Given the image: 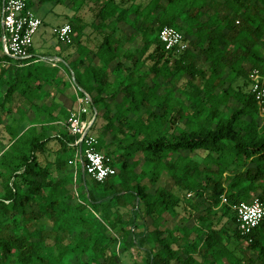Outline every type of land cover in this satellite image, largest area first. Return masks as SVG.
<instances>
[{"label": "trees", "instance_id": "trees-1", "mask_svg": "<svg viewBox=\"0 0 264 264\" xmlns=\"http://www.w3.org/2000/svg\"><path fill=\"white\" fill-rule=\"evenodd\" d=\"M44 3L95 6L100 37L82 71L81 17L66 23L73 43L59 42L80 56L56 66L5 55L0 33V264H264V219L244 237L235 210L264 203V117L249 80L253 69L264 77V0L29 9ZM166 26L187 50L166 48ZM73 75L99 110L94 147L116 170L104 182L70 164L80 138L68 129Z\"/></svg>", "mask_w": 264, "mask_h": 264}, {"label": "built area", "instance_id": "built-area-1", "mask_svg": "<svg viewBox=\"0 0 264 264\" xmlns=\"http://www.w3.org/2000/svg\"><path fill=\"white\" fill-rule=\"evenodd\" d=\"M1 25L4 54L14 59L31 58L33 55L30 54V49L34 46L36 34L43 26V20L29 9V0H5ZM53 32L59 42L67 45L73 43V28L70 24L55 27ZM159 38L168 50L185 51L188 49V43L183 34L174 27H164L160 31ZM58 61L53 60V65L56 66ZM249 80L251 91L260 108V115L264 117V77L258 69H253L249 72ZM73 86L78 98V109L72 112L68 120V129L72 135L80 136V138L74 144L77 151L70 164L75 168L81 164L83 171L93 179L104 182L108 177L115 175L116 170L109 165L106 155L94 147L95 139L91 133V127L95 116L97 117V110L93 111L90 108L92 100L89 95L86 94L83 97L78 95L77 91L80 89L75 81ZM223 202L227 203V199L224 198ZM235 210L237 211L238 230L242 236L249 237L264 219V203L258 200L241 203L235 206Z\"/></svg>", "mask_w": 264, "mask_h": 264}, {"label": "rangeland", "instance_id": "rangeland-1", "mask_svg": "<svg viewBox=\"0 0 264 264\" xmlns=\"http://www.w3.org/2000/svg\"><path fill=\"white\" fill-rule=\"evenodd\" d=\"M147 1L148 0H139V2H142V3H145ZM53 6L54 5H52V7ZM48 7H51V4H45V5H42V6L35 4L33 6V10L36 13V15L38 17H40L44 21L43 26L40 27L38 33L36 34V36L34 38V43H35L36 47H38L39 49L44 50V53H46V51L48 49H50V48L53 49V50H56V49L62 50V52L64 53L63 46L59 43V41H58V39L55 36L53 31H54L55 27H57L59 25H62L64 23H70V21H72V19H74L76 17H81L82 19L85 20V22L87 24H90L91 27L87 30V32L89 34L91 33V38L94 37V35L95 36L97 35L98 32L95 30V28L92 27V23L95 21L96 14H97V8H95V6L88 5V4L84 5L83 8L80 10V12H75V13H73L72 11L67 10L65 8V6H64V7L61 8V10L59 12V16L60 17H55L53 14L47 13L46 9ZM56 9H57V7H56ZM55 12H57V11L55 10ZM2 31H3L2 30V25L0 23V33L1 34H2ZM90 42L93 43V44L91 45ZM90 42H89V46L93 47L94 44H95V48H96V39H95V42L93 41V39H91ZM139 42L140 41L137 40L134 43H128V44H126V47L135 50L140 45ZM81 49H82V51L86 50L83 45L81 46ZM76 55H78V52H76ZM81 69H84V67L82 66ZM102 124H103V120L100 119L98 121L97 129H95V131H94L95 132L94 133L95 136H96V134L98 132V129L100 128V126ZM59 127H61V125H59ZM52 147L55 148L56 145L53 144ZM138 171H140V169H138ZM187 199L194 200L195 197H194V195L189 196V197L187 196ZM176 222L177 221L175 219L171 220L170 221V226L172 227ZM228 225L231 226V228L235 229L234 228L235 227L234 224L229 223Z\"/></svg>", "mask_w": 264, "mask_h": 264}, {"label": "crops", "instance_id": "crops-1", "mask_svg": "<svg viewBox=\"0 0 264 264\" xmlns=\"http://www.w3.org/2000/svg\"><path fill=\"white\" fill-rule=\"evenodd\" d=\"M45 4H51V7H48L47 9H46V11H47V13H49V14H53L55 17H60L59 16V12H60V10H61V8L62 7H64L65 6V8L67 9V10H69V11H72L73 13H75V12H77L76 11V8H74L73 7V5L72 4H70V5H55V4H52V3H44V4H37V5H45ZM52 5H54L53 7H52ZM56 7H57V9H56ZM32 11H33V13H35L34 12V10H33V7H32V9H31ZM55 10L57 11V12H55ZM36 14V13H35ZM68 17V16H67ZM43 24H44V21H43ZM64 24H66V23H64ZM63 25V24H62ZM91 26H90V24H88V26H87V28H86V30H85V32H84V34H83V41H82V45L85 47V51H83V53L84 54H86L85 55V57H84V59H83V61H84V69H85V66H88L90 63H93V61H94V59H93V57H94V52H95V50H96V48H95V44H94V46L92 47V46H89V42H90V40L91 39H93V41L95 42V39L97 38V37H100L99 36V33H97V35L95 36L94 35V37H92L91 38V33L89 34L88 32H87V30L90 28ZM85 39V40H84ZM91 43V42H90ZM88 44V45H87ZM93 43H91V45H92ZM34 50H33V54L32 55H35L36 57H37V59H38V61H44V62H46L47 64H52L53 65V60H59L58 62H64V60L62 59L63 57H66L67 58V60L69 61V62H72V61H74L75 59H77L79 56H80V54H79V50L76 48H74L73 50H71V51H68V52H62V50H59V49H56V50H53V49H48L47 51H46V53H44V50H42V49H39L38 47H36V45H35V43H34ZM76 52H78V55H76ZM36 64H44V63H36ZM84 69H81L82 71H84ZM71 80H70V83L72 84V85H74V81H75V77H71L70 78ZM73 88H74V86H73ZM79 89H80V91H83L80 87H79ZM74 91H75V89H74ZM55 92V91H54ZM84 92V91H83ZM75 93H76V91H75ZM84 94L86 95H89L90 96V98H91V95L90 94H88L87 92H84ZM76 96H77V94H76ZM77 98V97H76ZM58 99H62L63 100V102L65 103H67V105L68 106H70V102L69 101H67V99L66 98H62V96L60 95L59 96V98ZM78 99V98H77ZM91 100H92V98H91ZM78 109V102L76 101V103H75V106H74V110H77ZM97 110V109H96ZM101 110V109H100ZM98 112H99V110H97V114H98ZM97 118V117H96ZM96 120V119H95Z\"/></svg>", "mask_w": 264, "mask_h": 264}, {"label": "water", "instance_id": "water-1", "mask_svg": "<svg viewBox=\"0 0 264 264\" xmlns=\"http://www.w3.org/2000/svg\"><path fill=\"white\" fill-rule=\"evenodd\" d=\"M4 2H5V0H4ZM73 77H74V75H73ZM95 118H96V116H95ZM95 118H94V120H95Z\"/></svg>", "mask_w": 264, "mask_h": 264}]
</instances>
